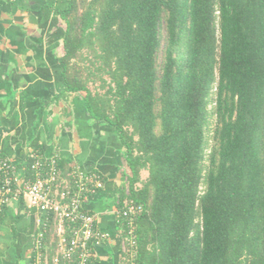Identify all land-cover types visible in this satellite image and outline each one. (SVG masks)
<instances>
[{
    "label": "trees",
    "instance_id": "trees-1",
    "mask_svg": "<svg viewBox=\"0 0 264 264\" xmlns=\"http://www.w3.org/2000/svg\"><path fill=\"white\" fill-rule=\"evenodd\" d=\"M56 13L66 89L124 146L117 209L144 207L127 264H264V0H69ZM85 49L103 93L73 63ZM55 218L44 243L56 250Z\"/></svg>",
    "mask_w": 264,
    "mask_h": 264
},
{
    "label": "crops",
    "instance_id": "crops-1",
    "mask_svg": "<svg viewBox=\"0 0 264 264\" xmlns=\"http://www.w3.org/2000/svg\"><path fill=\"white\" fill-rule=\"evenodd\" d=\"M68 6L69 0H0V157L11 159L22 178L34 177L33 168L31 175L27 171L35 155L58 158L67 172L60 190L69 185V168L100 173L103 188L85 201L104 234L89 264H127L117 223L124 146L115 127L90 117L84 93L66 89L59 59L66 24L56 10ZM40 219L27 197L7 202L0 218V264H33ZM45 246L57 253L52 244ZM45 264L54 263L45 258Z\"/></svg>",
    "mask_w": 264,
    "mask_h": 264
},
{
    "label": "built area",
    "instance_id": "built-area-1",
    "mask_svg": "<svg viewBox=\"0 0 264 264\" xmlns=\"http://www.w3.org/2000/svg\"><path fill=\"white\" fill-rule=\"evenodd\" d=\"M34 158V177L22 178L11 159L0 157V218L4 206L12 197H27L30 207L41 215V228L33 245V264H45L44 239L50 214L56 217L58 239L53 263L89 264L93 255L90 244L92 241L98 242L104 234L96 228L95 214L86 209L85 201L88 196L103 188L102 175L74 169V189L67 186L60 190L58 158H43L40 155ZM143 211L142 204L134 200L125 201L122 208L117 210V217L123 216L126 220L127 235L122 238V246L130 259L135 256L136 219Z\"/></svg>",
    "mask_w": 264,
    "mask_h": 264
},
{
    "label": "rangeland",
    "instance_id": "rangeland-1",
    "mask_svg": "<svg viewBox=\"0 0 264 264\" xmlns=\"http://www.w3.org/2000/svg\"><path fill=\"white\" fill-rule=\"evenodd\" d=\"M82 57L83 58L78 60L79 62H77V61L73 62L75 64V66L79 67L81 78L83 79V81L86 82V84L92 90L93 93H95V92L103 93L105 91V89H102V87H101V84H102L101 77L102 76L107 77V75H105L103 73L102 74L101 73L91 74V72H90V71L96 70V66L98 65V63H100V59L99 58L97 59V56H94V54L92 53V50L88 51V49H85L82 52ZM161 58H162V55L159 58L160 61H161ZM97 60H99V61L97 62ZM214 105H215V102L210 101V103L208 105V109L210 112L213 111ZM210 121H211L210 122V131L208 134L212 135L213 129H214V127L216 125V121H217L215 114L211 115ZM207 151L209 152V148ZM126 255H127V253H126Z\"/></svg>",
    "mask_w": 264,
    "mask_h": 264
}]
</instances>
